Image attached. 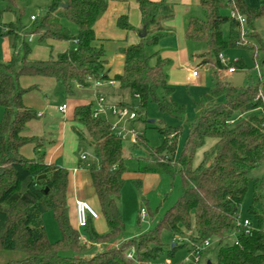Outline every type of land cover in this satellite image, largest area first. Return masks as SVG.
<instances>
[{"label": "trees", "instance_id": "trees-1", "mask_svg": "<svg viewBox=\"0 0 264 264\" xmlns=\"http://www.w3.org/2000/svg\"><path fill=\"white\" fill-rule=\"evenodd\" d=\"M24 1L0 0V21L3 16L7 18L5 24L0 23V29L13 50L10 60L0 63V256L6 252L21 255L19 259L0 260V264H151L164 253L163 232L177 240L186 236L189 244L217 239L216 264H264V177L252 176L264 166V43L254 27L264 17V3L249 8L245 0H199L203 19H187L184 39L205 47V53L197 58L199 65L213 70V84L195 104L192 121L186 122L187 136L180 152H176L174 141L178 128L167 126L158 128L164 137L159 148L148 147L138 135L136 143L130 144L131 151L143 154L136 158V173L171 178L177 175L180 194L153 228L125 239L119 207L127 172L122 138L107 120L92 116L93 102L72 110L71 131L77 144L85 145L91 156L79 168L88 173L99 205L98 215L106 225V232L98 234L90 225L93 220L88 219L86 228L77 230L67 208L69 171L46 164L44 137L27 135V125L38 117L24 106L23 97L29 90L21 88L19 80L50 79L68 97L76 89L89 90L95 82L111 81L117 85L119 97L127 94L137 99L138 109H130L135 116L154 104L160 113L183 121L185 108L173 102V89L165 73L170 61L151 51L163 35L145 34L139 43L122 49L121 72L110 78L107 50L94 29L107 11L109 0H46L44 13L31 16L33 20L30 17L32 26L28 33L22 28ZM134 1L146 31L163 3ZM223 10L243 18L244 24L223 15ZM62 21L75 26L76 33L72 34ZM116 25L123 31L134 30L125 16L118 18ZM225 25L228 40L222 33ZM27 35L38 43L52 41L70 46L47 60H30ZM230 47L247 50L259 74L254 80L248 76L242 87L216 77L220 70L244 69L240 62L227 67L220 63L219 56ZM153 58L155 63L151 66ZM117 105L129 108L125 101ZM208 139L214 141L213 146L202 153L199 164L193 167L195 153ZM26 146L32 147L34 158L30 160L21 154ZM249 182L252 198L247 213L255 220L256 229L251 228L250 222V227H242L240 218V205ZM133 184L138 188V181ZM46 212L52 213L60 235L55 242L49 241L45 233L42 217ZM232 232L238 234L236 240L225 243ZM82 234L87 240L84 244L79 241ZM92 248L102 250L86 256ZM176 248L171 245L169 258ZM130 251L132 256L127 258Z\"/></svg>", "mask_w": 264, "mask_h": 264}, {"label": "rangeland", "instance_id": "rangeland-1", "mask_svg": "<svg viewBox=\"0 0 264 264\" xmlns=\"http://www.w3.org/2000/svg\"><path fill=\"white\" fill-rule=\"evenodd\" d=\"M47 4L46 0H25L22 2L21 6L24 8V17L22 19V28L25 33H28L32 26V21H30V17H39L44 13L45 6ZM260 4L254 8L259 7ZM200 11V10H199ZM222 14L231 17V14L228 10H223ZM199 19H203L202 12L200 11L199 16L197 17ZM6 16H3L1 18V25L5 24L7 22ZM62 24L65 25L72 34L76 33V28L72 24H69L66 21H62ZM254 27L256 31L258 32L262 42L264 43V17L257 20L254 24ZM223 37L225 40H228L229 38V32H228V26L225 25L222 28ZM35 38V37H34ZM25 43L28 46L30 52L33 49L34 45H37L38 41L37 39H32L31 36L27 35L25 37ZM190 44V43H189ZM190 47L186 53V55L182 56L181 59H171L172 65L176 69L173 71H170L165 69V73L167 75V79L169 81V84L171 85L173 89V95L172 100L174 103L180 106H184L185 108V117L183 121H177L172 118H170L166 114L160 113L154 104H149L146 107L145 113H142L141 115L136 114V118L134 121H128L127 119H120L119 117L112 116L108 114L106 117H104L107 122L111 126H116L117 129L115 130V133H121L122 135H126L123 139V157L125 159V167H126V174L124 176V184L121 192V202H120V210L122 214V220L125 228V235L131 232L132 228L140 229L143 227H146L147 229H151L154 227V225L160 220L161 216L165 212L166 209L173 204L179 194H180V180L177 175L174 176V178L167 177V176H159V179L161 182L158 183L157 186H150L148 189V195L144 197L145 203H142L139 197V193L136 191V188L134 186V182L139 180V177H137L136 173V158L141 157L143 154L141 151H131V137L129 135V132L132 130L135 134L140 136L142 139H144L145 143L148 145V147L156 149L159 148L163 142L164 137L159 134L158 128L160 126H167L169 128H178V135L174 139L176 144V152H180L182 145L186 139L187 136V123L191 122L195 115V104L201 99V97L211 88L213 84V70L209 66L199 65L200 60L196 57L199 56V54H204L206 50L204 46H199L201 48H198L194 44H190ZM204 52V53H203ZM13 55V50L11 48V43L8 41L7 38L4 37L3 30L0 29V63H6L10 60L11 56ZM22 55V52L20 51V56ZM221 56L223 60L225 61V67L231 65L234 62H240L244 65L243 70H235V73L228 74L226 69L220 70L216 72V77L218 80H221L223 82L228 83L231 86L234 87H242L248 82V76L251 77V79L254 80L256 77V68L253 62V59L251 57V54L241 47H230L226 48L222 53ZM29 58V56H28ZM182 61L183 63H179ZM155 63V58L151 59L149 64L153 66ZM207 68V70H205ZM209 68V69H208ZM187 70H196L198 73V77L191 79V80H185L184 73ZM169 72V73H168ZM45 81H51L49 79H43ZM25 81L26 83H23ZM36 78H22L20 81L21 88L25 90H29L25 97H28L29 94H35L38 93L42 98V106L46 105V108L44 109H38L36 108V103L39 101L35 97L33 100L30 101V104L32 105L27 106L24 103L23 98V104L28 109L33 110L37 114H43L44 117L41 119V124L37 122H33L30 124L29 127H27L28 132H32V135H28L29 137H38L43 136L45 139H47L49 136L52 140L56 141L57 136L59 135V127L62 125L64 120L67 119L68 116H70L72 107H70L68 114L65 115V111L63 113H59L57 111V107L61 104H68V101H78L81 100L82 102L89 101L93 97L87 90H83V92H76L72 97L66 96L62 89L57 85H53L51 88H45V86H42L40 83L36 82ZM52 82V81H51ZM53 83V82H52ZM117 88V85H114V89ZM117 95V96H116ZM113 99L115 102L125 101L128 103V109L136 111L138 109V102L136 98H129L127 94H124L122 97H119L117 91H115ZM92 97V98H91ZM40 102V101H39ZM71 106V105H70ZM130 110V111H131ZM2 119V109L0 108V122ZM126 132V133H125ZM44 139V142H45ZM52 142V141H51ZM214 144L213 140H206L205 144L201 149H199L194 156L193 159V167H196L200 160L202 153L209 148H211ZM71 149V144H69ZM52 147V146H51ZM50 147V148H51ZM49 148L48 145H45L43 149V153L45 154L46 149ZM26 150V155L22 154V157L24 159L30 160L34 158V154L31 152L30 146L24 147ZM83 144H76L75 145V151L72 153L74 156H84L87 158H91L89 151ZM67 153V151H66ZM31 154V156H30ZM58 162V161H57ZM60 164V161L58 162ZM58 165L57 163H53ZM60 166V165H59ZM253 178L254 177H264V166L254 173H252ZM71 181V179H69ZM78 182H80L79 179H77ZM79 184V183H78ZM71 187V186H70ZM84 188V189H83ZM79 189L78 195L84 193L91 195L93 194L92 189H88L87 186ZM69 195L67 196V208L69 207L70 198L73 196ZM76 196V195H75ZM251 198H252V183L249 182L248 188L246 191V194L243 198V201L240 205V218L241 220H248L251 223V228L256 229V223L253 218H251L247 211L251 204ZM88 203L95 209V206L93 205L92 200H88ZM146 209L147 218L146 222L143 225L140 221V215L139 211L140 208L143 207ZM147 206V207H146ZM161 209V211H160ZM43 225L45 229L46 236L49 241L55 242L59 240L60 235L57 229V226L54 222L53 216L51 212H46L43 217ZM139 221L140 225L138 228L137 222ZM104 228L101 234L106 232V225L105 222L103 224ZM142 229L143 231H147ZM237 233L232 232L228 234V236L225 238V243L227 244H233L234 241L237 238ZM85 237V236H83ZM161 240L163 244L165 245L164 253L156 260L154 263L151 264H178V263H184V264H191L192 259L189 258L188 249H191L192 244H189L188 239L186 236H182L179 240L176 238H172V236L167 233L163 232L161 235ZM174 244L177 246L175 251L172 253V257L169 258V253L171 249V245ZM187 247H184L185 245ZM217 249H218V240L213 238L208 241V246L201 250V253L199 255V264H216L217 261ZM102 250L92 248L86 253V256H90L97 251ZM21 255L19 253H11L6 252L2 253L0 256L1 261L9 260V259H19Z\"/></svg>", "mask_w": 264, "mask_h": 264}, {"label": "crops", "instance_id": "crops-1", "mask_svg": "<svg viewBox=\"0 0 264 264\" xmlns=\"http://www.w3.org/2000/svg\"><path fill=\"white\" fill-rule=\"evenodd\" d=\"M149 1L154 3L162 2L163 4L160 9L159 15L156 17L154 23L146 31L141 25L140 13L138 10V6L134 0H109V6L107 11L95 24L94 27L95 35L97 39L104 44L107 50V59H108L107 67L110 69V73H109L110 78L121 72V68L123 65V56L120 54L121 50L131 45H135L139 43V41L143 39L145 34L147 36H152L155 34L163 35L162 38L159 40L158 44L154 46L151 49V51L152 53L156 54L158 57L170 61V64L168 66L169 68H167L169 72L176 69L175 67H173L171 59L173 60L178 58L181 59L182 56L186 55L188 49L191 48L190 44L184 39V30L188 18L190 17L197 18L199 16V13L201 11L199 8V0H149ZM263 3L264 0H245V4L249 8H254L259 4L261 5ZM124 16L127 18V22L134 28V30L123 31L117 27L116 22L118 18ZM31 37L32 39H35L33 36ZM69 46H70L69 43H58L52 41H44L42 43H37V45L33 46V49L29 54V59L36 61L47 60L48 58L55 57L57 54L65 51ZM195 46L197 47V49L201 48L197 45ZM179 63H183V62L180 61ZM205 70H207V68ZM190 71L193 70L185 71L184 73L185 80H190L187 77V73ZM21 79L19 80V84ZM36 79H37L36 82L40 83L42 86H45V88H51L53 87V85L56 84L52 80L51 81L53 83L51 81L43 80L46 78H36ZM23 83L26 82L23 81ZM87 91L93 97V98L91 97L92 98L91 100L85 102H82L81 100L68 101V104H61L60 106H58L57 111L59 107L64 105L66 106L64 114L67 115L70 107H72L73 110L75 106L87 104L89 102L94 103L95 96L98 94L104 96L108 103L114 105L118 104V102L114 101L112 96L116 91V89H114V84L112 86H109L107 84H102V86H99L96 90L89 89ZM76 92H83V90L76 89L75 93ZM34 97L37 100L39 99L40 101V102L37 101L35 105L37 111L38 109L39 110L43 108L45 109L46 105L42 106V98L38 93L29 94L28 97L25 98L23 97L24 103L27 106L31 107L32 105L30 104V101L33 100ZM37 117L38 119L33 122H37L41 124L42 122L41 119L44 117V115L37 114ZM71 118H72V111L70 116L67 117V119L69 120H64L62 125L59 127V135L57 136L56 141L52 140L50 136L47 139H45L44 137L45 145L49 146V148L46 149L44 154L45 155L44 162L46 164L57 163L58 165L69 171V179H71V181H69L68 196L72 195L71 194L72 192L74 193L73 196L70 198L68 214L71 223L75 225V219H74L75 200H82L88 203V200L91 199L93 205L95 206V209L89 203L88 204L97 213L99 212V205L94 193L93 194L91 193V195L88 196V194L82 191L83 193L78 195L79 189L85 186H87L88 189H92V187L90 184L87 171H85L82 168L81 169L79 168V166L82 163L81 157H83V155L76 157L72 154L75 151V145L77 144V140L75 135L71 131V126H72L70 122ZM33 122L29 123L27 127H29L30 124H32ZM27 135H32V132L30 134V132H28L27 130ZM69 144H71V149L68 148V146L70 147ZM30 149L32 152L31 146ZM21 154L26 155V150L24 148L21 150ZM85 158L86 160L88 159L87 157ZM57 161L58 162L60 161V164ZM124 176H123V180H124ZM137 177H139L138 188H136L135 185L134 186L136 188V191L139 193L141 202L145 203L146 205L147 202L144 201V197L148 195V189L150 188V186H157L158 183L161 182V180L159 179V175H154V174H146V175L137 174ZM77 179H79L80 182H78ZM120 202L121 200L119 201V207H120ZM146 218L140 221L143 225L146 222ZM103 224L104 221L101 217H99L95 221H90V225L94 228V230L98 234H101L103 231H105L103 230L104 228ZM137 225L139 228L140 225L139 221L137 222ZM142 229L146 230L147 228L143 227L137 230L135 228H132L131 229L132 231L124 236L125 239L132 238L142 234L143 232H146V231L142 232ZM148 230L149 229H147V231ZM82 236L84 235L82 234ZM197 264H199V262Z\"/></svg>", "mask_w": 264, "mask_h": 264}, {"label": "built area", "instance_id": "built-area-1", "mask_svg": "<svg viewBox=\"0 0 264 264\" xmlns=\"http://www.w3.org/2000/svg\"><path fill=\"white\" fill-rule=\"evenodd\" d=\"M231 17L236 19L241 25L244 24V19L236 16L234 14H231ZM34 18L31 17V20H33ZM75 43V42H74ZM219 60L220 63L222 65H225V61L223 60L222 56H219ZM228 74H233L235 73V70L233 68H228L227 70ZM257 72V76L258 71L256 69ZM198 75L196 70L190 71L187 73V77L191 80L196 78ZM102 84H107L109 86L113 85V82L111 81H107V82H95L93 84V90H96L99 86H102ZM66 109V106H61L58 108L59 112H64ZM108 114L112 115V116H116L119 117L120 119H127L128 121H133L135 119V113L133 111H130L127 108L124 107H120L118 105H114V104H110L107 102V100L105 99L104 96L98 94L95 96V100H94V107L92 110V116L94 118H98L101 117L103 119H105L104 117H106ZM106 120V119H105ZM112 129L115 131L117 129L116 126H112ZM126 133V132H125ZM118 136H120L122 138V140L125 138L126 135H122L121 133H117ZM129 135L131 137V144H135L136 143V136L137 134H135L132 130L129 132ZM86 158L83 156L81 157V162H85ZM139 215H140V219L144 220L147 217V213H146V209L143 207L140 208L139 211ZM74 219H75V227L77 230H82L86 228L87 225V220L91 219L93 221L97 220L99 218L98 213L85 201L82 200H75L74 201ZM242 227L244 228H248L250 227V223L248 220H243L242 222ZM241 223H237V226H240ZM262 231L264 232V224L262 226ZM79 241L81 243H86V238L83 236H79ZM208 241L206 240L204 241L202 244L197 245V244H192V247L190 249V251L188 252L189 258L192 259V264H197L199 262V255L201 253V250L205 249L208 246ZM132 256V251L128 252L126 257L127 258H131Z\"/></svg>", "mask_w": 264, "mask_h": 264}, {"label": "water", "instance_id": "water-1", "mask_svg": "<svg viewBox=\"0 0 264 264\" xmlns=\"http://www.w3.org/2000/svg\"><path fill=\"white\" fill-rule=\"evenodd\" d=\"M206 264H210V263H206Z\"/></svg>", "mask_w": 264, "mask_h": 264}]
</instances>
